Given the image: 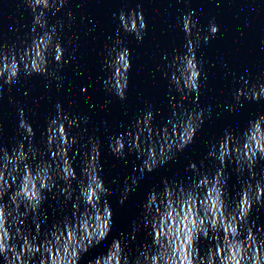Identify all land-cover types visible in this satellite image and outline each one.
Segmentation results:
<instances>
[{"label":"clouds","instance_id":"obj_1","mask_svg":"<svg viewBox=\"0 0 264 264\" xmlns=\"http://www.w3.org/2000/svg\"><path fill=\"white\" fill-rule=\"evenodd\" d=\"M19 3L32 18L30 25L10 26L18 33L21 27L27 29L18 40L0 37V100L5 88L11 93L22 78L27 81L33 76L51 77L56 89H62L64 77L59 70L73 58L66 59L61 35L64 24L59 20L52 24L49 19V13L56 15L69 0ZM195 11L184 13L177 22L187 37L185 51L176 48L163 53L167 64L162 72L171 89L165 123H155L159 110L149 103L124 131L109 139L108 148L115 157L127 163V156L135 154L141 161L133 169L137 174L121 189V205L136 190L140 174L174 161L213 113L211 105L198 104L206 73L196 53L201 43L218 37L220 25L213 18L202 29ZM113 17L118 34L132 35L137 43L144 41L148 21L142 4L113 13ZM67 18L74 20V12L69 10ZM109 40L101 53L106 75L98 79L107 95L123 101L130 83L132 49L123 35ZM75 51L73 48L72 53ZM241 80L242 86L233 95L235 103L223 106L226 111L243 107V100L264 101V74L257 75L255 82L251 77ZM51 87V81L45 84V88ZM190 99L192 107L186 103ZM54 108L39 144L28 109L22 106L18 108L19 138L11 147L0 142V264H81L112 231L114 212L108 196L113 190L102 175V140L94 134L85 139L76 132L91 117L73 115L61 102ZM3 129L0 120V141ZM209 159L215 166H207ZM259 163H264V113L249 120L242 130L226 128L210 143L205 160L188 164L186 179L165 178L162 185L153 186L141 205V214L131 222V230L113 238L106 251L88 259L87 264H264V223L260 222L264 168L258 172ZM229 164L240 185L235 194L229 187ZM49 195L59 202L62 213L54 212L50 224L45 220ZM142 230L147 238L133 249Z\"/></svg>","mask_w":264,"mask_h":264},{"label":"water","instance_id":"obj_2","mask_svg":"<svg viewBox=\"0 0 264 264\" xmlns=\"http://www.w3.org/2000/svg\"><path fill=\"white\" fill-rule=\"evenodd\" d=\"M138 4L143 5L148 21L147 34L142 43H137L132 35L118 34L117 21L113 17V13L135 8ZM192 9L196 10L195 16L199 17L202 29L206 30L213 18L220 25L218 37L201 43L196 53L206 73L202 90L197 94L198 104L211 105L213 113L194 142L180 152L174 161L153 172L140 174L142 179L136 190L121 205V189L137 174L133 169L141 161L135 154L127 156V163L115 157L109 151V139L112 134L124 131L149 103L159 110L155 123H165L164 118L170 112L171 89L162 72V66L167 64L163 53H171L176 48L185 51L187 37L180 31L177 22ZM69 10L75 14L72 21L67 18ZM31 18V13L19 0H0V37L9 42L18 40L27 29L21 27L18 33L15 27L30 25ZM49 19L52 24L58 20L64 24L61 35L67 49L66 59L69 55L73 56L70 63L59 70L64 77V86L57 90L53 78L33 76L27 81L22 78L11 93L5 88L4 97L0 100V120L4 125L0 142L11 147L19 138L18 108L21 106L28 109L27 116L36 130L38 144L47 125V117L55 112L57 102H61L73 115L91 117L90 122L76 132H80L85 139L94 134L102 140V175L113 190L108 200L114 212V224L107 240L92 248L81 260V264H87L88 259L106 251L113 238L131 230V222L141 214V205L153 186L162 185L165 178L186 179L190 175L186 171L188 164L193 161L199 164L205 160L210 143L218 140L226 128L242 130L249 120L264 113V101L243 100V107L238 106L235 112L226 111L223 107L235 103L233 95L235 89L242 86L241 77H251L255 82L257 75L264 74V0H219V3L217 0H69L68 5L56 15L49 13ZM10 26L15 27L10 30ZM117 35H123L127 46L132 49L130 83L127 99L123 101L107 95L98 79L106 75L101 55L104 46L111 42L109 38L114 40ZM73 48L76 49L74 53ZM50 81L52 87L45 88ZM25 91L29 94L24 95ZM37 100L38 104L35 103ZM70 101L75 103L70 104ZM186 103L189 107L193 106L191 99ZM73 157H76L75 153ZM74 162L78 165L79 160L75 159ZM206 164L213 167L215 161L209 159ZM232 167L229 164L227 171L231 173L229 187L235 194L240 185ZM262 168L264 163H259L257 171L260 172ZM45 206L48 208L45 220L48 219L49 224L55 219L54 212L62 215L59 202L53 200L51 195ZM260 218V222L264 223V210ZM146 238V230H142L132 248L135 249L136 244Z\"/></svg>","mask_w":264,"mask_h":264}]
</instances>
